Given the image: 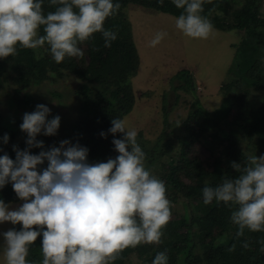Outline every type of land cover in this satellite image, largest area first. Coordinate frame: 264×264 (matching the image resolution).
Here are the masks:
<instances>
[{
	"label": "clouds",
	"instance_id": "9594fccd",
	"mask_svg": "<svg viewBox=\"0 0 264 264\" xmlns=\"http://www.w3.org/2000/svg\"><path fill=\"white\" fill-rule=\"evenodd\" d=\"M163 4L164 0H157ZM205 0H172L182 11L174 16L175 28L192 40H205L216 29L204 13ZM55 10H43L45 0H0V60L14 57L18 48H45L61 63L66 57L82 58L80 47L101 35L103 46L111 47L117 31L105 21L117 15L120 0H47ZM168 33L158 31L150 41L158 45ZM45 104L22 116L20 130L26 147L13 145L15 159L0 155V190L11 184L22 203L13 208L0 199V224L15 227L0 232V251L5 264H35L30 248L41 238L40 264H114L120 254L140 244H160L164 228L172 218L173 203L165 181L146 166V153L137 141L138 131L125 118L111 119L108 134L121 138L111 141L115 158L89 162V149L68 139L45 148L39 135L57 134L59 115L52 116ZM100 136L106 138V133ZM7 133L0 144L7 145ZM39 149L33 154L31 149ZM0 151H3L0 149ZM46 165V166H45ZM239 174L224 175L216 186L207 182L201 190L202 202L231 209L230 222L235 236L245 231L264 233V154L247 156L246 164L232 162ZM264 251V239L257 241ZM243 248H248L245 241ZM235 245L229 247L232 252ZM151 264H169L167 250L158 251Z\"/></svg>",
	"mask_w": 264,
	"mask_h": 264
},
{
	"label": "trees",
	"instance_id": "16d2710c",
	"mask_svg": "<svg viewBox=\"0 0 264 264\" xmlns=\"http://www.w3.org/2000/svg\"><path fill=\"white\" fill-rule=\"evenodd\" d=\"M236 2L239 0H205L204 3H209L211 10H204L203 15L227 12L220 5L232 6ZM240 2L239 9L233 13L227 12V15L233 16L231 25L226 24V18L223 19L222 16H214L213 21L211 20L215 29L245 33L243 46L237 50L229 71L231 80L221 87L223 99L217 109H204L202 102L196 97L192 74L182 69L172 77L171 83L177 81L176 89L175 86L172 89L190 94L195 99L186 113L187 117L179 126L180 134L160 150H157L158 147L148 148L141 135L137 136V141L147 156L146 166L153 168L157 163L160 164L156 174L165 181L169 200L173 204L181 201L191 210L188 214L184 213L180 218L169 221L163 230L162 243L141 244L125 249L114 264H125L132 252L139 259L147 256L151 261L158 251L163 250H167L169 264H264V251L260 250L261 246L257 243L264 239V233L246 230L244 236L237 238V227L229 219L231 209L223 203L204 205L201 194L206 182L209 186H216L224 175L239 174L231 168L232 162L240 163L242 167L246 164L247 156L240 150L234 137L235 132L226 130L225 123L232 104L238 103L240 106L239 115L243 122L241 133L244 137L253 139L264 152V96L257 106L249 100L252 90L264 92V77L258 71L264 52V18L257 8V0ZM120 4L117 15L105 21L106 28L118 33L117 39L109 48L103 46L101 35L96 33L92 40L80 45L84 51L82 58L66 57L57 64L46 49L45 56H42L33 49L21 48L14 57L0 60V90L7 86L14 93L7 100L10 109L22 105L34 111L33 98L27 94L20 99L19 96L29 87L51 77L67 74L85 82L76 93L83 98L84 116L74 123V135L70 141L89 149V162L106 161L118 155L111 141L113 138H121L122 134L117 133L115 137L108 134L110 121L113 118H124L134 106L131 79L137 72L139 59L131 40L129 23L122 15L123 10L134 5L170 17L178 16L182 11L174 6L172 0H164L163 4L157 0H120ZM55 7L45 0L43 10L47 13L54 11ZM92 84L96 86L88 87ZM93 88L98 91L91 98ZM20 124L21 122L0 114V137L5 133L9 136L7 145L0 144V149L3 150L0 155L7 152L10 158L15 159L13 145L21 150L26 147V136H21L23 132L20 140H16ZM101 132L106 133V138L100 136ZM42 141L47 149L50 143ZM197 142L205 144L209 154L217 155L207 166L203 165L197 155L188 156ZM39 151L31 149L33 154ZM0 199L10 204L22 202L16 197L11 184L0 190ZM12 227L19 230L20 225H11ZM245 241L249 243L248 248L242 247ZM232 245H235V249L229 252ZM40 246L41 238L38 237L29 252V259L35 264H40L42 260Z\"/></svg>",
	"mask_w": 264,
	"mask_h": 264
},
{
	"label": "rangeland",
	"instance_id": "374dc122",
	"mask_svg": "<svg viewBox=\"0 0 264 264\" xmlns=\"http://www.w3.org/2000/svg\"><path fill=\"white\" fill-rule=\"evenodd\" d=\"M240 4L239 0L232 6L225 7L224 4L220 6L226 8L227 12L233 13L239 9ZM203 7L205 11L211 10L209 3H204ZM257 8L261 17L264 18V0H257ZM227 12L221 14L210 12L207 17L213 21L214 16H222L223 19L226 18L224 19L225 23L231 25L233 16L227 15ZM122 15L129 23L131 40L139 59L137 72L131 79L135 97L134 106L124 118L129 127L138 131L142 141L148 144V148L158 147L157 150H160L163 145L174 140L180 134L179 126L187 117L186 113L195 99L190 94L173 90L172 86H175L174 89H176L177 81L171 83L172 77L182 69L188 70L195 81L196 97L202 102L204 109L207 111L217 109L223 99L221 87L231 80L229 71L237 50L243 46L245 33L237 30L221 31L216 29L214 35L208 39L192 40L183 36L175 28L173 17L168 15L134 5L127 6ZM158 31H166L168 35L153 47L150 45V41ZM20 49L18 48V50ZM33 51L41 53L42 56L46 54L45 48L33 49ZM258 71L264 77V52ZM83 85L85 82L65 74L62 77H51L21 93L19 99L27 94L33 98L35 106L37 104L47 105L51 109L49 119L55 115L61 117L55 136L39 135L38 139L50 143L49 146H58L59 142L65 139L70 141L74 135L72 130L74 123L84 116L83 98L76 94ZM92 86L96 85H88V87ZM97 91L93 88V94L90 97L94 98ZM12 95H14L13 89L7 86L0 90V114L22 123L23 114L33 110L22 105L10 109L7 100ZM263 96L264 92L252 90L249 100L251 104L255 103L257 106L262 102ZM239 109L238 103L232 104L228 120L225 123L226 130L235 132L234 137L238 146L246 156L255 153L259 157L264 152L259 149L253 139L244 137L240 131L243 122L239 115ZM165 112L167 114H164ZM21 132L20 130L19 135H16L18 141L21 138ZM21 136L24 137L26 134L22 133ZM192 155H197L206 166L217 157L216 154H209L205 144L201 142H197L192 147L188 156ZM159 169L160 164L158 163L151 168L155 175ZM21 203L11 204V206L15 208ZM173 205L171 220L178 219L191 210L181 201ZM10 228L11 224L8 222L0 224V232H5ZM2 244L3 240L0 238V246ZM151 261L147 256L139 259L136 253L132 252L125 264H151ZM0 264H5L2 251H0Z\"/></svg>",
	"mask_w": 264,
	"mask_h": 264
}]
</instances>
